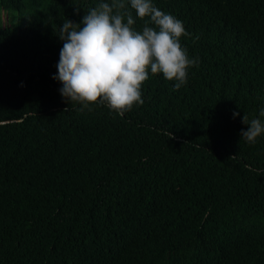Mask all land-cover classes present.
<instances>
[{"label": "trees", "instance_id": "16d2710c", "mask_svg": "<svg viewBox=\"0 0 264 264\" xmlns=\"http://www.w3.org/2000/svg\"><path fill=\"white\" fill-rule=\"evenodd\" d=\"M112 2L0 0V264H264V0H152L197 64L123 116L53 78L63 23Z\"/></svg>", "mask_w": 264, "mask_h": 264}, {"label": "clouds", "instance_id": "9594fccd", "mask_svg": "<svg viewBox=\"0 0 264 264\" xmlns=\"http://www.w3.org/2000/svg\"><path fill=\"white\" fill-rule=\"evenodd\" d=\"M130 4L144 20L141 31L134 29L125 0L100 3L88 10L80 24L63 23L59 35L65 42L53 78L62 83L60 92L69 102L83 108L106 105L123 116L144 103L142 85L150 74L162 73L165 79L175 80V89L187 83L188 69L197 60L189 57L180 42L189 35L183 22L154 6L152 0H130ZM260 116L264 117V108ZM242 122L250 125L241 130L245 141L255 143L264 134L260 119L249 121L245 113Z\"/></svg>", "mask_w": 264, "mask_h": 264}]
</instances>
